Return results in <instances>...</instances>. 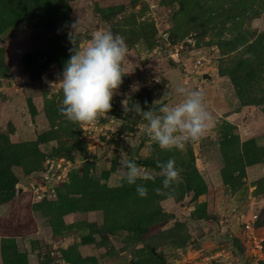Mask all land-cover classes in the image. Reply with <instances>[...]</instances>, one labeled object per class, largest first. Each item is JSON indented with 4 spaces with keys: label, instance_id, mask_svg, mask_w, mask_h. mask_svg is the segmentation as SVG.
Segmentation results:
<instances>
[{
    "label": "rangeland",
    "instance_id": "obj_1",
    "mask_svg": "<svg viewBox=\"0 0 264 264\" xmlns=\"http://www.w3.org/2000/svg\"><path fill=\"white\" fill-rule=\"evenodd\" d=\"M74 1L0 0V264H264V0H90L129 72L91 124L61 114L59 81L94 32H33ZM177 87L201 91L214 123L164 151L121 101L158 109ZM128 158L156 176L137 181L145 197L122 180ZM169 158L182 181L164 189Z\"/></svg>",
    "mask_w": 264,
    "mask_h": 264
},
{
    "label": "clouds",
    "instance_id": "obj_2",
    "mask_svg": "<svg viewBox=\"0 0 264 264\" xmlns=\"http://www.w3.org/2000/svg\"><path fill=\"white\" fill-rule=\"evenodd\" d=\"M71 51L59 81L63 92L60 112L73 123L91 124L110 112L113 96L123 83L122 77L129 74L124 67L127 44L124 37L111 29H101L92 34L86 47ZM174 92L182 99L173 105L161 104L158 109L143 110L131 97L121 101L124 113L140 116L146 122L141 125L142 130L164 151L183 150L187 143L203 138L214 123L201 91L177 87ZM156 167L164 189L182 181V169L176 166L174 158L157 161ZM155 179L156 176L134 159L122 162V180L135 185L139 196L145 197L148 189L137 181ZM168 195L171 197V192Z\"/></svg>",
    "mask_w": 264,
    "mask_h": 264
},
{
    "label": "water",
    "instance_id": "obj_3",
    "mask_svg": "<svg viewBox=\"0 0 264 264\" xmlns=\"http://www.w3.org/2000/svg\"><path fill=\"white\" fill-rule=\"evenodd\" d=\"M74 15L73 17L56 29H33V32L48 35L51 39L58 37L63 33H73L76 29L83 30L88 33L100 30V19L90 12V0H76L73 2ZM74 25V26H73ZM192 38H187V43H192ZM203 78H211L208 73H202ZM58 161H54L51 169L45 174V179H50L52 173L55 171ZM24 192V187L18 185L13 198H18Z\"/></svg>",
    "mask_w": 264,
    "mask_h": 264
},
{
    "label": "trees",
    "instance_id": "obj_4",
    "mask_svg": "<svg viewBox=\"0 0 264 264\" xmlns=\"http://www.w3.org/2000/svg\"><path fill=\"white\" fill-rule=\"evenodd\" d=\"M108 27H110L109 23H108ZM57 28H58V27H57ZM55 29H56V28H55ZM63 34H64V33H63ZM63 34H61V35H63ZM61 35H59V36H61ZM59 36H58V37H59ZM58 37H56V38H58ZM188 44H189V43H187L186 40H185L184 45H185V46H188Z\"/></svg>",
    "mask_w": 264,
    "mask_h": 264
},
{
    "label": "built area",
    "instance_id": "obj_5",
    "mask_svg": "<svg viewBox=\"0 0 264 264\" xmlns=\"http://www.w3.org/2000/svg\"><path fill=\"white\" fill-rule=\"evenodd\" d=\"M201 63V59L200 58H197L196 59V64H200Z\"/></svg>",
    "mask_w": 264,
    "mask_h": 264
}]
</instances>
